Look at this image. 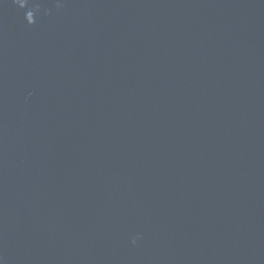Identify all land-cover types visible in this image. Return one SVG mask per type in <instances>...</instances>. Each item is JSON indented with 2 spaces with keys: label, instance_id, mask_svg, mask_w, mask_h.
Returning <instances> with one entry per match:
<instances>
[{
  "label": "water",
  "instance_id": "obj_1",
  "mask_svg": "<svg viewBox=\"0 0 264 264\" xmlns=\"http://www.w3.org/2000/svg\"><path fill=\"white\" fill-rule=\"evenodd\" d=\"M0 264H264V0H0Z\"/></svg>",
  "mask_w": 264,
  "mask_h": 264
}]
</instances>
